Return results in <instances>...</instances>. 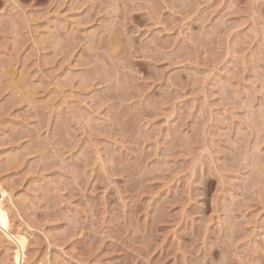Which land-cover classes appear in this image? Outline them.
<instances>
[{
  "label": "rangeland",
  "instance_id": "374dc122",
  "mask_svg": "<svg viewBox=\"0 0 264 264\" xmlns=\"http://www.w3.org/2000/svg\"><path fill=\"white\" fill-rule=\"evenodd\" d=\"M0 184L24 264H264V0H0Z\"/></svg>",
  "mask_w": 264,
  "mask_h": 264
},
{
  "label": "bare ground",
  "instance_id": "6f19581e",
  "mask_svg": "<svg viewBox=\"0 0 264 264\" xmlns=\"http://www.w3.org/2000/svg\"><path fill=\"white\" fill-rule=\"evenodd\" d=\"M1 185V184H0ZM4 187L0 186V199L5 195ZM7 193V192H6ZM5 202V201H4ZM6 207V206H5ZM0 200V230L7 235V237H11L13 241L17 243L18 249L15 252L14 258L16 264H24L25 262V246H26V238L19 234L10 233L9 230V217L6 208ZM8 209V208H7ZM16 233V232H15Z\"/></svg>",
  "mask_w": 264,
  "mask_h": 264
}]
</instances>
